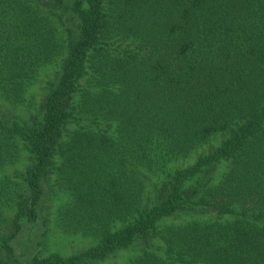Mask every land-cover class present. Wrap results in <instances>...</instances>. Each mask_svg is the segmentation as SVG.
<instances>
[{"label": "trees", "instance_id": "obj_1", "mask_svg": "<svg viewBox=\"0 0 264 264\" xmlns=\"http://www.w3.org/2000/svg\"><path fill=\"white\" fill-rule=\"evenodd\" d=\"M64 53L33 122L0 117V165L32 157L23 185L0 181L13 262L135 244L111 264H264V0H0V97L24 101ZM81 117L105 127L67 128ZM51 173L71 197L61 227L96 243L39 257Z\"/></svg>", "mask_w": 264, "mask_h": 264}, {"label": "rangeland", "instance_id": "obj_2", "mask_svg": "<svg viewBox=\"0 0 264 264\" xmlns=\"http://www.w3.org/2000/svg\"><path fill=\"white\" fill-rule=\"evenodd\" d=\"M58 27L60 28L62 38L64 39V46L66 44V33H65V23L60 24L58 22ZM67 25H72L67 22ZM64 29V31H63ZM61 54L57 57L56 62H51L47 65H43L39 68V73L37 80L27 89L25 93V99L21 103L17 104L11 103L0 97V117L8 124H13L15 122L20 123L26 120L28 123L33 122V118L38 116L40 110V103L42 98L47 92L48 83L53 81L57 72L60 68V61L64 57ZM79 127L92 126L96 129H103L105 123H93L89 119L84 118H74L70 120L67 124L68 129ZM32 157L31 154L23 147L20 146V152L17 158L12 163H5L0 165V181H6V178L16 181L18 184L23 185V175L26 168L31 165ZM148 187L147 195L150 199H154L155 195L153 193L155 180L153 178H147ZM44 197L41 201L40 212L42 217L41 222L38 227H36V251L37 256L46 257L51 254H59L61 256H68L80 252L96 243V239L90 235H86L80 232H72V230L63 229L61 227L60 210L67 207L69 201L71 200L70 192L61 187L56 179L55 173H51L48 178L44 181ZM3 219L0 220V240L2 236L8 235L12 229L11 218L13 212L9 208L1 206ZM185 215V214H184ZM197 216H205L204 214H197ZM184 218V217H180ZM174 219V218H172ZM135 244L129 249H124L116 253L115 255L108 256L103 261H96L95 264H111L116 260H122L130 256L135 251ZM23 254H26V250L20 248ZM0 258L5 260L7 264H15L10 254L1 247L0 242Z\"/></svg>", "mask_w": 264, "mask_h": 264}]
</instances>
